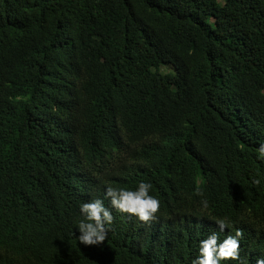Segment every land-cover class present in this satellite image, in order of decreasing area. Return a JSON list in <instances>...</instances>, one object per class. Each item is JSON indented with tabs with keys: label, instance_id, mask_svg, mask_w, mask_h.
<instances>
[{
	"label": "trees",
	"instance_id": "trees-1",
	"mask_svg": "<svg viewBox=\"0 0 264 264\" xmlns=\"http://www.w3.org/2000/svg\"><path fill=\"white\" fill-rule=\"evenodd\" d=\"M262 142L264 0H0V264H190L236 228L255 264ZM139 180L147 222L104 199ZM96 197L113 220L84 246Z\"/></svg>",
	"mask_w": 264,
	"mask_h": 264
},
{
	"label": "clouds",
	"instance_id": "clouds-1",
	"mask_svg": "<svg viewBox=\"0 0 264 264\" xmlns=\"http://www.w3.org/2000/svg\"><path fill=\"white\" fill-rule=\"evenodd\" d=\"M256 159L264 162V142L255 149ZM251 183L256 185L260 181L253 177ZM150 181L139 180L134 187L105 186L104 199H107L111 208L121 213L134 216L141 222H147L155 218L160 202L150 190ZM104 199L96 197L78 205L80 219L76 222L78 235L76 240L84 246H95L105 241L113 216ZM203 208L207 207V201H201ZM216 229L224 233V229L232 228V224L225 218H215ZM241 231L236 228L234 232L218 238L217 231L208 233L198 241L196 255L191 258L190 264H249L246 256H241L240 238ZM255 264H264V257H257Z\"/></svg>",
	"mask_w": 264,
	"mask_h": 264
},
{
	"label": "rangeland",
	"instance_id": "rangeland-1",
	"mask_svg": "<svg viewBox=\"0 0 264 264\" xmlns=\"http://www.w3.org/2000/svg\"><path fill=\"white\" fill-rule=\"evenodd\" d=\"M162 72H172V67L171 66H165V67H162Z\"/></svg>",
	"mask_w": 264,
	"mask_h": 264
}]
</instances>
